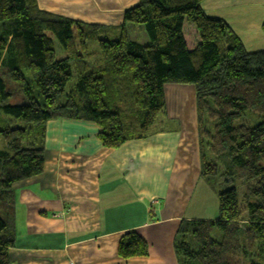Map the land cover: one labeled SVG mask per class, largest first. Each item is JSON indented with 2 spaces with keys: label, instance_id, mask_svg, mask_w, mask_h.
I'll use <instances>...</instances> for the list:
<instances>
[{
  "label": "trees",
  "instance_id": "1",
  "mask_svg": "<svg viewBox=\"0 0 264 264\" xmlns=\"http://www.w3.org/2000/svg\"><path fill=\"white\" fill-rule=\"evenodd\" d=\"M205 1L139 0L125 10L120 27L107 29L49 13L37 0H0V115L30 126L0 130V264H12L17 242L13 187L44 169V125L93 122L104 129L103 147L118 149L148 136L165 109L167 84H204L197 89L203 176L222 166L225 176L248 179L242 208L231 187L218 193L217 220L180 225L179 264H264V52H244L223 20L206 14ZM186 21L198 35L192 47ZM127 23L143 25L150 43L131 40ZM53 39L65 58L57 59ZM89 41L99 43L97 64L90 61ZM73 79L69 106L58 109L45 98ZM243 119L248 123H238ZM209 155L216 160L207 161ZM148 249L130 231L118 255L143 258Z\"/></svg>",
  "mask_w": 264,
  "mask_h": 264
},
{
  "label": "crops",
  "instance_id": "2",
  "mask_svg": "<svg viewBox=\"0 0 264 264\" xmlns=\"http://www.w3.org/2000/svg\"><path fill=\"white\" fill-rule=\"evenodd\" d=\"M37 1L45 11L49 9L44 5L57 2ZM68 2L81 9L64 2L67 9L81 11L85 0ZM86 2L93 8L100 2L94 16L110 17V24L118 25L122 10L139 0ZM203 8L207 15L227 21L244 52H264L260 45L245 47L263 40V33L246 42L237 32L250 22L251 13L254 22L264 23V0H206ZM227 12L236 14L233 21ZM164 91L163 126L175 125L168 129L161 125L163 130L151 137L129 141L116 150L103 148L94 124L66 119L47 123L43 173L14 186L20 210L17 221L22 223L10 252L15 264H178L173 238L187 218V204L208 206L199 208L200 220H207L213 218L217 202H212L211 189L202 183L194 88L167 84ZM151 207L158 212L156 223L150 220ZM133 230L149 243V258L118 257L119 241Z\"/></svg>",
  "mask_w": 264,
  "mask_h": 264
},
{
  "label": "rangeland",
  "instance_id": "3",
  "mask_svg": "<svg viewBox=\"0 0 264 264\" xmlns=\"http://www.w3.org/2000/svg\"><path fill=\"white\" fill-rule=\"evenodd\" d=\"M55 1H57V2L48 3V4H46V6L45 5L44 6L42 5V6L48 8L51 11L49 13L54 12V13H52L54 15L66 17L68 19L75 20V21H80V22L87 23V24H90V25H98V26H103V27L107 28V27H114V26L115 27L116 26H119L120 27V25L123 24V20L124 19H122V21L119 22L118 25H117V24H110V22H109V20H111L110 17H105V16L95 17L94 14L96 13V11H94V9L101 8L100 7V2L97 3L98 5H95L94 8H93L91 6H87L88 5L87 2H86L87 0H85V2L83 4V8H82L83 10L80 11V10H69V9H67V8H69V6L66 8L65 5H64V2L70 4L71 6H73L76 9H81L79 5H76L74 3H69L68 0H55ZM60 1H63V3H61ZM90 1H92V0H90ZM138 3H135L132 6H129L128 8L133 7V6L137 5ZM111 7L112 6L107 7L106 10L110 9ZM49 10H47V12ZM125 10H127V8H124L122 10V15L123 16H124ZM87 12L88 13L90 12L89 16L86 15ZM225 14L228 15V17H230V20L231 21H233L234 18L236 17V14H234L232 12H227ZM249 20H250V22L248 24L246 23L244 25V28L241 31H237V32H242L240 34L241 35V38L244 39L246 42H248L249 37H252L255 34L256 35H258V34L262 35V33L264 34L263 28H262L264 23L261 24V23L254 22L255 18L252 15V13L250 14ZM223 21L225 23H227L226 20H223ZM232 24L234 25L235 23H232ZM229 29L232 31V29L230 27H229ZM184 30H185L186 38H187V40L189 42L188 45L191 46V47L194 46V44L196 42H198V35H197V31H196L195 27L190 22L186 21L185 22V25H184ZM236 30H239V29H236ZM125 32L127 33L128 37L131 40H133V41L139 42L141 44H149L150 43V38H149V36H148V34L146 32V29H145V27L143 25H135V24H132V23H127L125 25ZM109 35H113V34H109ZM53 40H54V47H55V50H56L57 59H63V58H65L66 55H65L62 47L60 46L59 42L56 39H53ZM255 42H256L255 44L246 45L245 47L246 48H250V49H254L256 46L260 45V46H263V48H264V38H263V40H256ZM88 51H89V53L92 54L90 56V61L95 62V63L96 62L98 63L99 61H94V60H99V58H100L99 43L96 42V41H89V43H88ZM262 53L261 54L260 53L259 54H254V55L259 56V57H262L263 56ZM75 82H76V80L73 79L70 82V84L67 85V86H64V87L63 86H56V87H54L52 89V91L49 92V94H47L45 96V98L47 100H49L52 104L57 103L56 108H58V109H61V108L65 107V106H69L71 104V102H69V99H68L69 93H70V90H71L69 88H71L72 86L74 87ZM180 85H181V87H184V86H192L194 88V95L196 96L195 103H196V109H197V114H198L197 89L200 88V86L202 88V86L204 84H200V86L191 85V84H180ZM178 93L179 94H184V92L182 90H179V89H178ZM165 111H167L166 105H165V109H164L163 113H161L157 117V120L155 121L154 125L152 126V128L149 131V134H148V136L146 138H148L149 136L151 137L155 133L163 130V127H165V126H166V129H168V128H172L173 125H175V124H169V125L166 124L165 126H163L164 120H162V119H163V115L165 114ZM59 120H63V119H59ZM66 120H68V119H66ZM72 121H76V120H72ZM77 121H81V122H85V123H90V124L96 125L99 128V130H100L99 134L104 130L102 126H100V125H98L96 123L88 122V121H82V120H77ZM240 122L248 123V121H246L244 119L243 120H240L238 123H240ZM47 123L44 125V129H45L44 130V134H43L44 138H41V137L39 138V139H41V141L44 144L45 161H46V148H47V137H48L47 136V132H46L47 131ZM6 124H7V126H10L12 128L22 127V126L23 127H28V128L30 127L26 123L21 122V121L15 119V118L10 117V116L0 115V130ZM161 125L163 127H161ZM33 126H36V124H34ZM36 130H37L36 132H39L41 129L38 128V127H36ZM197 130H198V136H199L198 115H197ZM99 134H98V139H99ZM35 136H38V135L35 134ZM146 138H144V139H146ZM99 142L101 143L100 139H99ZM0 143H1V137H0ZM101 145H102V143H101ZM103 148H105V147H103ZM111 150H116V149H111ZM211 160H216L215 156H212V155L207 156V161H211ZM200 162H201V178H202V183H204L205 185H207V187L209 189H211L209 191H211L212 194H213L212 195V202H214V200H215V202H217V204L214 202V204H216V207H215L216 217L214 218L215 214H213V218L212 219H207V220L201 219L200 220V218L203 216V212L202 211L205 208H207L208 206H204V208H203V207H200L196 203V205L194 207V205H192V203H191V205H190V203H188L187 206H186L187 218L181 220V222H180V224L178 226V229H179V227H180V225L182 223L187 222V221H210V222H213V221L217 220V217H218V214H219V208H218V202H219L218 201L219 200L218 199V193L219 192H223V191H225V190H227V189H229L231 187H235L237 189V192L239 194L238 198H239V202H240V207L242 208L244 206V204H243V196H244V194L246 192V189H247V186H248V179L245 178V177L236 178V177H233V176L232 177H228L227 175L225 176L226 170L222 166H219V169L217 170L218 173L216 175L211 176V177L209 176L208 178H206L202 174V172H203V161H202V157H201V161ZM44 167H45V165H44ZM43 171H44V169H43ZM19 183H21V182H19ZM13 189H14V192H15V188L14 187H13ZM203 198H206V197H203ZM191 199H193V201L196 202L195 196L191 197ZM208 202H210V201H208ZM212 202H211L210 205H213ZM199 208H203V210H201ZM17 213L19 214L20 213V210L17 211V209H16V196H15L16 235H17V230L20 229V227H22V223H20V222L17 221ZM157 215H158V212L154 211V209H152V207H151V212H150V216H151L150 220H151V223H156V222L159 221ZM196 215L199 216V217H196ZM190 218H193V219L195 218V220H191ZM35 231H37V230H35ZM133 231H135V230H133ZM129 232L130 231L126 232L125 234H127ZM135 232L141 238H143L137 231H135ZM177 232H178V230H177ZM177 232H176V234H175V236L173 238V249H174V252H175V245L178 242ZM120 241H119V243H120ZM144 241L148 244V248H149L148 249V256L147 257H143L144 259H146V258H149L150 257L151 249H150L149 243L145 239H144ZM118 246H119V244H118ZM11 250H10V252H11ZM117 254H118V249H117ZM175 255H176V252H175ZM118 257L120 259H122V260H126V259L121 258L119 255H118ZM176 258H177V255H176ZM10 259H11V254H10ZM128 260H131V259H128ZM177 260H178V258H177ZM11 262H12V264H15V261H12V259H11ZM178 264H179V262H178Z\"/></svg>",
  "mask_w": 264,
  "mask_h": 264
}]
</instances>
